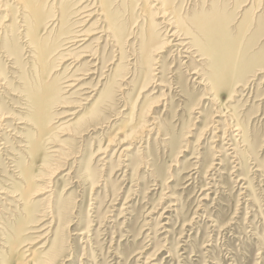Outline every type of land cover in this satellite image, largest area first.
Instances as JSON below:
<instances>
[{"label": "rangeland", "instance_id": "374dc122", "mask_svg": "<svg viewBox=\"0 0 264 264\" xmlns=\"http://www.w3.org/2000/svg\"><path fill=\"white\" fill-rule=\"evenodd\" d=\"M0 122V264H264V0H0Z\"/></svg>", "mask_w": 264, "mask_h": 264}, {"label": "bare ground", "instance_id": "6f19581e", "mask_svg": "<svg viewBox=\"0 0 264 264\" xmlns=\"http://www.w3.org/2000/svg\"><path fill=\"white\" fill-rule=\"evenodd\" d=\"M17 1L18 0H16V2ZM166 15H164L163 17L165 18ZM90 16H92V14L88 15V17H90ZM165 23L167 25H170L167 22V20L165 21ZM179 23H182V24L186 23L187 24V22H185L184 20L183 21L180 20ZM193 26L196 27V29H197V30H195L197 35L195 36V38L193 40V46L197 49V51L203 57H206L212 61V64L210 66V78L209 79L213 84L212 85L213 88L211 89L212 92H215V94H218L219 91L217 88V84L220 83L221 80L223 79L221 77L226 72L227 66L230 64V59L232 58V54H231V52H228L225 48H223L220 45L221 43L220 44L218 43L221 41V38L219 36H217L220 24L214 17H210V18L208 16L207 17L202 16V18L197 17L196 19L192 20V25L190 27L192 28ZM165 29H166V31H168L169 37H172V36L177 37V35H175V32L173 33V31L168 29L167 26L165 27ZM181 32H184L185 33L184 35H189V33H190L187 29L181 30ZM168 33H167V35H168ZM190 34H192V33H190ZM92 36H93L92 33L82 35V37H92ZM169 40H170V38H168V40L166 42H164L165 46L163 48H161V51L158 54L164 52V50L169 48V47L172 48L171 46L173 45V43H172V41H169ZM82 41L83 40H78L77 42H82ZM162 44H161V46H162ZM178 45L181 47L187 46V44L183 45L181 43H178ZM186 53H189V51L186 50ZM193 74H197V73L193 72ZM200 84H202V83L200 82ZM159 86H163V85L160 84ZM236 131L239 132L238 135H240L243 132V130L241 128H237Z\"/></svg>", "mask_w": 264, "mask_h": 264}]
</instances>
